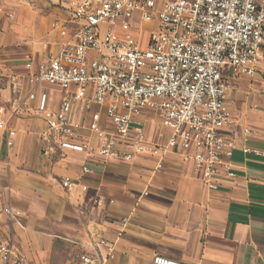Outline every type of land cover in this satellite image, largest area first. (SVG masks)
I'll use <instances>...</instances> for the list:
<instances>
[{
    "label": "built area",
    "instance_id": "built-area-1",
    "mask_svg": "<svg viewBox=\"0 0 264 264\" xmlns=\"http://www.w3.org/2000/svg\"><path fill=\"white\" fill-rule=\"evenodd\" d=\"M43 1L60 13L50 24L59 42L44 57L24 62L7 109L12 116L35 112L42 119L41 155L70 151L124 163L145 157L154 160L155 174L173 154L190 164L191 176L209 191L235 177L234 142L220 134L234 125L223 71L248 77L259 71L263 0ZM0 16L14 17L2 7ZM47 89L57 90V97L51 100ZM4 112L0 107V130L11 147L15 131ZM147 114L162 128L156 140L148 137ZM243 135L247 140L255 134L244 128ZM241 151L261 154L247 145ZM81 172L91 170L83 166ZM59 183L69 192L87 190L69 177ZM1 212L24 229L19 209L6 205ZM127 223L122 218L119 224ZM113 258L114 243L103 238L77 255L80 264ZM154 263L177 264L158 256ZM0 264H29L1 227Z\"/></svg>",
    "mask_w": 264,
    "mask_h": 264
},
{
    "label": "crops",
    "instance_id": "crops-1",
    "mask_svg": "<svg viewBox=\"0 0 264 264\" xmlns=\"http://www.w3.org/2000/svg\"><path fill=\"white\" fill-rule=\"evenodd\" d=\"M20 31L16 18L0 17V107L15 131L13 145L7 147L0 130V227L23 259L29 264H80V249L103 238L114 243V258L105 264H155V256L177 264H264V47L253 76L223 71L234 125L220 134L234 142L235 177L209 191L191 176L190 164L173 154L155 174L154 160L145 157L124 163L70 151L41 155L45 125L39 115L7 111L24 62L44 57L28 54ZM52 35L55 50L59 38ZM47 90L57 97V90ZM146 119L148 137L156 140L162 128L154 115ZM244 128L255 135L245 140ZM245 145L261 154H244ZM83 166L91 173L82 174ZM61 177L87 190L66 191ZM6 205L21 211L24 229L2 214ZM122 218H128L123 228Z\"/></svg>",
    "mask_w": 264,
    "mask_h": 264
},
{
    "label": "rangeland",
    "instance_id": "rangeland-1",
    "mask_svg": "<svg viewBox=\"0 0 264 264\" xmlns=\"http://www.w3.org/2000/svg\"><path fill=\"white\" fill-rule=\"evenodd\" d=\"M0 7L12 11L15 15L14 18L21 29L18 36L22 39L19 40L26 44L24 48L29 55L45 56L53 51L54 35H52L50 24L60 19L54 7L43 0H0ZM25 23H27L26 26ZM147 27L145 26L144 35L148 32ZM3 41L4 39L0 40V45ZM50 96H52L51 93Z\"/></svg>",
    "mask_w": 264,
    "mask_h": 264
}]
</instances>
